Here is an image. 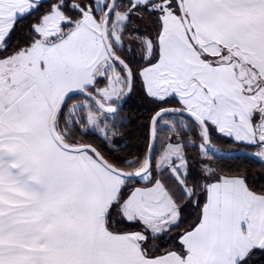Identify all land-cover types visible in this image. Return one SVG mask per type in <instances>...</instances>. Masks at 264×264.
Wrapping results in <instances>:
<instances>
[{"label":"snow or ice","instance_id":"6c2138e0","mask_svg":"<svg viewBox=\"0 0 264 264\" xmlns=\"http://www.w3.org/2000/svg\"><path fill=\"white\" fill-rule=\"evenodd\" d=\"M42 7L0 0V264H264V188L190 183L187 152L211 161L214 131L264 162V0H49L8 52ZM137 76L157 107L118 163L77 133L117 136Z\"/></svg>","mask_w":264,"mask_h":264},{"label":"trees","instance_id":"16d2710c","mask_svg":"<svg viewBox=\"0 0 264 264\" xmlns=\"http://www.w3.org/2000/svg\"><path fill=\"white\" fill-rule=\"evenodd\" d=\"M71 0H69V3ZM127 3V0H122ZM43 7L34 15L20 21L11 37L8 40V52H11L15 47L21 45L26 37L28 26L40 15L41 12L46 10L49 0L41 2ZM141 25L143 29L151 31L153 25L148 20L147 15L143 21L136 20V24ZM2 54V53H0ZM130 61L133 57H128ZM134 69L142 67L139 53L134 54ZM175 102H173V105ZM157 107L155 101L148 97L143 91L139 77L137 76L134 83L133 91L129 99L124 104L123 108L118 113L115 121V126L118 129V135L113 137L110 141L105 140L98 131H90L89 134L77 133V138L82 139L85 143L92 144L97 147L104 155L110 157L115 162H121L124 159H130L134 156L141 155L146 151L148 143V125L153 114V110ZM160 141L156 147V154L159 155L160 143L164 141L171 133L161 127L159 132ZM212 142L221 149V152L230 153L240 149H247L255 151L252 148H244L242 144L233 143L228 138L221 136L216 132L211 133ZM195 138V137H194ZM189 156V182H195L202 175V167L205 163H210L217 171L229 172L236 175H241L246 178V182L255 190L264 188V164L247 156L235 158H221L215 156L211 161L202 158L199 155L198 149L194 148L191 144L187 147ZM202 182V181H201ZM202 199V197H201ZM182 216L185 221H190L196 215L197 209L188 204L182 203ZM254 261H261L262 257L257 254Z\"/></svg>","mask_w":264,"mask_h":264},{"label":"water","instance_id":"95a60500","mask_svg":"<svg viewBox=\"0 0 264 264\" xmlns=\"http://www.w3.org/2000/svg\"><path fill=\"white\" fill-rule=\"evenodd\" d=\"M44 1H47V0H41V2H44ZM133 88H134V85H133ZM131 93L125 98L124 101L121 102V104H120V110L123 108L124 104L129 99ZM252 152L253 151H250V150H247V149H240V150H237V151H234V152H230V153H222V152H220L217 155V157H221V158H235V157L247 156V157H251V158H253V159L261 162L260 160H258L257 158H255L253 155H251ZM261 163L264 164V162H261Z\"/></svg>","mask_w":264,"mask_h":264},{"label":"crops","instance_id":"0c3cea01","mask_svg":"<svg viewBox=\"0 0 264 264\" xmlns=\"http://www.w3.org/2000/svg\"><path fill=\"white\" fill-rule=\"evenodd\" d=\"M146 25H147V23H144L141 25H139V23H138V24H136V27L142 28V26H146ZM162 145H163V141L160 143V146H162Z\"/></svg>","mask_w":264,"mask_h":264},{"label":"rangeland","instance_id":"374dc122","mask_svg":"<svg viewBox=\"0 0 264 264\" xmlns=\"http://www.w3.org/2000/svg\"><path fill=\"white\" fill-rule=\"evenodd\" d=\"M115 121H116V120H115ZM242 146H243L244 148H250V147H247V146H245V145H242ZM159 148H160V149L158 150V152L161 151L162 146H160ZM220 152H221V151H220ZM222 153H224V152H222ZM205 164H209V163H205Z\"/></svg>","mask_w":264,"mask_h":264}]
</instances>
